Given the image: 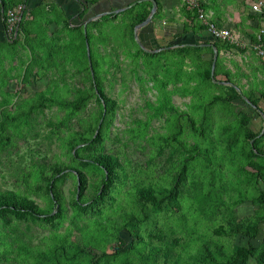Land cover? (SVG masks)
I'll return each instance as SVG.
<instances>
[{
	"label": "trees",
	"instance_id": "16d2710c",
	"mask_svg": "<svg viewBox=\"0 0 264 264\" xmlns=\"http://www.w3.org/2000/svg\"><path fill=\"white\" fill-rule=\"evenodd\" d=\"M18 5L24 7L17 35L9 36L7 12ZM151 8V2H142L127 9L125 25L109 32L112 15L105 16L94 23L99 26L96 35L92 24L86 30L70 26L72 11L42 6L33 8L30 20L28 0H0V166L6 159L11 162L19 139H40L39 147L24 157L28 162L17 165L14 186L0 188V264H117V257L140 243L150 247L139 254L138 264H264V133L249 126L252 112L241 108L259 110L264 92L258 96L253 88L245 93L234 84L214 83L220 73L229 83L235 76L221 70L220 57L212 76L213 48L200 43L172 50L174 61L165 59V51L145 52L134 39V28ZM190 14L196 23L186 30L204 29L196 20L198 12ZM44 17L57 26L49 40L46 34L31 35L33 20ZM123 30L126 48L108 45L111 33ZM119 37L125 38L123 33ZM131 43L138 57L126 62L121 54L131 55ZM213 43L219 55L231 48L221 39ZM94 45L100 52L97 60ZM207 52L210 59L204 57ZM145 57L151 58L145 62ZM46 76V89L34 96L10 86L15 79L28 83ZM78 78L80 83L74 81ZM117 84L123 105L132 113V126L112 132L120 104L110 92ZM133 88L141 92L142 102L131 101L126 91ZM64 89L68 95L62 94ZM189 94L180 112L173 96ZM54 107L57 120L46 118L45 109ZM217 107L226 110L220 122L214 115ZM39 116L46 119L49 132L43 131ZM161 118L169 123L160 125L163 132H150L151 121ZM76 124L80 130L73 128ZM128 142L147 154L145 164L121 157ZM203 146L212 147L213 158H203L209 154ZM166 150L167 157L161 159ZM220 153L228 155L226 162H216ZM161 161L172 163L170 172H163ZM195 164L203 167L197 170ZM233 169L224 180L223 174ZM70 180L73 185L66 192ZM123 192L128 206L115 208V194ZM248 201L254 207L249 216L226 218ZM169 218L173 224L166 228ZM199 223L208 228L201 235L196 231ZM76 232L82 236L76 238Z\"/></svg>",
	"mask_w": 264,
	"mask_h": 264
},
{
	"label": "crops",
	"instance_id": "0c3cea01",
	"mask_svg": "<svg viewBox=\"0 0 264 264\" xmlns=\"http://www.w3.org/2000/svg\"><path fill=\"white\" fill-rule=\"evenodd\" d=\"M162 4V9H159V3L157 0V9L154 14L152 21L147 25L141 26L136 29L137 25L134 28V39L137 41L139 46L148 53H158L165 51L166 60L174 61L175 55L172 50L178 48L184 44H197L200 43L202 46H208L217 51V59L222 58L223 62H220L221 70H228L230 73L234 74V83H229L226 80V76L223 73L217 75L216 78L213 77L214 83L219 85L224 84H234L241 92H249L248 85H251L256 91V95L261 96L264 92V58L256 53L255 46L262 45L264 47V18L256 19L252 18L253 13L251 12L248 5L244 0H159ZM142 2H151L153 7L152 0H97L96 2H91V0H28V13L29 19H33V14L31 11L35 8H55L59 7L62 10H67L71 19L69 24L72 27L82 26L86 30L89 25L92 24L91 31L94 34H98L99 26L98 24L94 26V23L100 19H103L105 16L112 15L108 21L107 32L111 31V28L121 25H125V11L129 8L134 7L138 3ZM204 4L205 6H202ZM46 7H45V6ZM45 7V8H44ZM122 8H125L121 10ZM41 10V9H39ZM39 10L37 11L39 13ZM120 10V11H116ZM152 10V8H151ZM160 10V11H159ZM196 10L201 23L204 25V29L186 30L188 25L193 26L194 23L191 19V14L188 16L191 11ZM159 11V12H158ZM158 12L157 16L156 13ZM44 13V11H43ZM83 13V17L81 16ZM151 13V11H150ZM201 14H204V18L214 23L215 25L221 27H228L232 29L234 33L235 40L227 41L230 43L229 47L224 50H220V55L217 47L213 43L214 39L210 32L208 31L207 24ZM149 16V15H148ZM198 21V22H200ZM35 23V24H34ZM34 24L32 26L31 35H45L50 38H53V32L56 31V25L54 23H47L46 18H38V20H33ZM31 24V25H32ZM94 26V27H93ZM190 26V27H191ZM60 30L61 28L58 27ZM47 30V32H45ZM122 30V29H121ZM125 30V29H124ZM123 30V35L125 38L120 39L121 45H124V48L127 46V31ZM120 32H112L111 34L114 37L108 38V45L115 46V41L119 38H115L116 35L122 34ZM61 35L62 32H61ZM255 40V41H254ZM88 44V41H87ZM116 47V46H115ZM131 53L135 52L134 45L130 44ZM123 49V48H122ZM170 51V52H169ZM204 57L206 59L211 58V54L208 52L205 53ZM215 57V56H214ZM121 58L125 59L126 62H130L131 56L126 55L125 53L121 54ZM131 58V59H130ZM228 58H230L229 61ZM216 59V62H217ZM238 59L239 61H237ZM189 60H187L188 62ZM215 66L213 69L212 65V76L214 75ZM214 64V60H213ZM155 91L149 92L150 97L153 101L157 100V96L154 93ZM154 95L156 97H154ZM246 98L245 95H243ZM180 97L179 95L173 96V101L180 106L175 100V98ZM184 106L182 110L186 108V98L181 99ZM190 100V98H189ZM187 100V101H189ZM261 101L264 102L263 96H261ZM156 104L159 105V102ZM262 102H260V107L252 111L250 108L241 106L242 110L246 108L247 113L252 112V120L250 127L254 131H260L263 134L264 128V117L261 112H264ZM246 112V111H245ZM261 120L260 128L255 129L257 120ZM264 229V224H262V229ZM264 236V235H262Z\"/></svg>",
	"mask_w": 264,
	"mask_h": 264
},
{
	"label": "rangeland",
	"instance_id": "374dc122",
	"mask_svg": "<svg viewBox=\"0 0 264 264\" xmlns=\"http://www.w3.org/2000/svg\"><path fill=\"white\" fill-rule=\"evenodd\" d=\"M245 3L248 5L249 7V3H250V0H244ZM115 46L116 47H119L121 46V42H120V37L118 40L115 41ZM94 50H93V55H94V58L97 60V58L99 59L100 58V52L98 51V49L96 48V46L94 45ZM134 49H135V53H131V58L134 57L135 59H137V55H138V48L134 46ZM112 57V56H111ZM130 58V59H131ZM151 57H145L144 58V61L146 62V60L150 59ZM160 58H164V55L161 54L160 55ZM17 59H18V56L16 55V59L14 60L15 62H17ZM114 59V58H112ZM153 59V58H152ZM151 59V60H152ZM157 59V58H156ZM230 58H228L229 60ZM82 61L86 62V60H84V58L81 59ZM89 60V59H88ZM237 61H239L238 59H236ZM135 61V60H133ZM230 61V60H229ZM90 62V60H89ZM163 62V60L161 61ZM231 62V61H230ZM69 68L72 67L71 63H68L67 65ZM79 77V76H77ZM49 78L48 76H46L45 78L44 77H38L36 78L33 82H22V81H18L19 79H15L14 81L10 82V86H13V90H17L19 89L20 91H22L23 93L25 92H28L25 94L26 97H30V96H34V94L38 91H41V90H45L46 89V86H47V83L49 82ZM74 81L77 82H81V80L78 78V79H75ZM35 83V84H34ZM253 88L251 85H248V89ZM121 89V85L120 84H117L116 85V88L110 92V94H112L113 96L117 97L118 100H119V104H120V109H119V112H118V117L116 118L115 120V123L112 124V132H117V131H124L125 129L127 128H130L132 125H129L131 124V116L130 114L132 113H129L127 106L126 105H123V102L121 101V99L123 98V96H121L119 90ZM65 93L62 92L63 95H68V91L66 92V89L63 90ZM127 94L131 95L130 98H131V101L132 102H137V101H140L142 102L143 99L141 98L142 95H141V92L138 90V88H133V91H126ZM121 96V97H120ZM192 95H188L186 97V100H189V98L191 97ZM69 97H73V95H70ZM176 102L180 105V109L179 111L182 112V107L181 106H184V104L182 103V100L181 99H184L185 98H182V97H177L175 98ZM262 102V108L264 109V102ZM57 110V107H54L52 109H45V113H46V118H54L55 120H57V116L55 115V112ZM244 111L246 112H249L247 111V109L245 108ZM192 113V112H190ZM61 114L63 115L64 114V111L61 112ZM138 114H141L144 118H145V114L144 112H138ZM144 114V115H143ZM85 117H87L88 115V112L85 113ZM195 115V114H194ZM214 115L216 117V120L218 122H220L222 119H225L226 118V110H222L220 108H215L214 109ZM228 111H227V116H228ZM60 116V115H59ZM136 115H134L135 117ZM40 125H42L43 127V131H46V132H49L50 131V127H47V125L45 124L44 125V122H45V118H42L40 117ZM221 118V119H220ZM131 119V120H130ZM219 119V120H218ZM158 121H160V124L158 123ZM157 121V119H154L153 121H151V128H150V132L154 133V130L156 131L158 128L159 132H163L161 131L160 129V125L163 124H167V122L165 121V118H161ZM183 123H185L184 119L182 120ZM169 124V123H168ZM167 124V125H168ZM260 124L261 123V120H257L256 122V126H255V129H259L260 128ZM169 127L172 129L173 128V125L170 123ZM75 130H80L81 129V126L76 124L74 125ZM165 132V130H164ZM215 134V133H214ZM190 137V136H189ZM16 140H18V136L16 138ZM40 139H30L28 138L27 141H24V140H21L19 139L17 144H18V150L17 152L20 154H15L13 153L10 158L12 159L11 162H8L6 159V162L4 164V166L2 165V167L0 166V169H1V173H0V188L1 189H9V188H12L14 186V183L17 182L16 180H18L17 176L14 175L16 173V171L18 170V166L21 162L24 163L25 161L28 162V160L24 159V157H26V155H30L32 152V150H36L39 146L38 144H36L37 141H39ZM188 141L191 142V139L188 138ZM193 141V139H192ZM159 142L161 143V140H159ZM121 144H119L120 146ZM118 146V147H119ZM45 145L43 143V146L42 148H44ZM204 148H208L209 150V154L208 155H204L203 158L205 157H209V158H213V152H212V147L211 146H203ZM152 149H154V147H152ZM123 151H125V153L121 156L122 158L124 156H129L130 158H132L133 160L135 161H138L142 164H145V158L147 156L146 153H141L137 148L136 146L132 145V142H130V146H129V142H128V146L124 147ZM44 154H47L46 151H44ZM167 154H168V150L165 151L164 155L161 157V159L163 158H166L167 157ZM184 155H187V153H185ZM23 156V157H22ZM53 156V152L48 150V157L49 159H51ZM23 158V159H22ZM62 159L66 160V161H69V158L67 156H64L62 157ZM228 160V155L225 154V153H220L218 155V160L216 162L220 163V162H226ZM178 161V164H180L179 160ZM21 163V164H22ZM161 165L163 164L164 166V171L165 173L167 172H170V170L172 169V163L170 162H165V163H162V161L160 162ZM195 167L198 169L201 170V168L203 167V165H200V164H195ZM17 169V170H16ZM162 169V168H161ZM231 172H226L225 174H223V177H224V180L225 179H228L230 177V175L234 172V169L233 170H230ZM159 172H161V170L159 169ZM164 175V174H163ZM72 181L70 180L68 183L65 184L64 188H65V191L68 192L70 186H72ZM263 187H264V182L262 183ZM116 198H117V201H116V205H115V208H118V207H121V208H125L126 205L128 206V202H129V199H128V196L127 194H125L123 192L122 193H116ZM234 195V194H233ZM254 210V207L253 205L251 204V202H246V203H243L239 206H237L235 208V211L231 212H227L226 214V218L228 217H231V218H234V219H240V218H243L244 216H249ZM170 221L169 223L165 222V226L166 228H168L170 225L173 224V222L171 221L172 219H167L165 221ZM196 231L198 232V234H203L204 233V230H208V228L203 224V223H199V226H196ZM93 233L94 230L92 229ZM95 234H99L97 231ZM124 234V233H123ZM143 234V233H142ZM90 235V234H89ZM264 235V229L261 231L260 233V237ZM82 234L80 233H77L76 232V238H79L81 237ZM88 235H85V239ZM110 238H113L112 235L110 236ZM262 238H260L259 240L257 239L256 241H261ZM150 246H146V245H143L140 243L139 246H135L132 248V250H129L127 253L125 252L124 254L120 255L119 257H117V264H129V261H130V264H138L139 263V259H140V256L139 254L145 250V249H149ZM109 251H112L113 250V246L112 245H109ZM98 254H101V251L99 249H97ZM254 262V261H253Z\"/></svg>",
	"mask_w": 264,
	"mask_h": 264
},
{
	"label": "built area",
	"instance_id": "2783aa9c",
	"mask_svg": "<svg viewBox=\"0 0 264 264\" xmlns=\"http://www.w3.org/2000/svg\"><path fill=\"white\" fill-rule=\"evenodd\" d=\"M22 5H18L17 7H14L12 9H9L7 12L8 15V35L12 36L14 35L16 37L17 32L15 31V28H17L18 23L21 20L22 11H23ZM249 8L252 13L256 15H263L264 14V0H250ZM201 18H203L207 24L208 31L212 35L214 39H221V40H227V41H233L235 40L234 31L230 28L226 27H219L215 25L214 23H211L207 21L204 18V14H201ZM256 53L264 58V47L262 45H256L255 46Z\"/></svg>",
	"mask_w": 264,
	"mask_h": 264
},
{
	"label": "water",
	"instance_id": "95a60500",
	"mask_svg": "<svg viewBox=\"0 0 264 264\" xmlns=\"http://www.w3.org/2000/svg\"><path fill=\"white\" fill-rule=\"evenodd\" d=\"M152 2H153V7H152V10H151V13L149 14V16L143 22H141L140 24L137 25L136 29L139 28V27H141V26H145L150 21H152V19L154 17V14L156 12V9H157V5H158L157 4V0H152ZM123 9H125V8H122L121 10H123ZM116 11H120V10H116ZM217 55H218V53H217V51H215L213 69H214V66H215V62H216V59H217ZM261 114L264 117V112H261ZM263 132H264V128H263Z\"/></svg>",
	"mask_w": 264,
	"mask_h": 264
},
{
	"label": "clouds",
	"instance_id": "9594fccd",
	"mask_svg": "<svg viewBox=\"0 0 264 264\" xmlns=\"http://www.w3.org/2000/svg\"><path fill=\"white\" fill-rule=\"evenodd\" d=\"M253 15H256V14L253 13ZM263 15H264V14H263ZM260 16H261V15H260Z\"/></svg>",
	"mask_w": 264,
	"mask_h": 264
}]
</instances>
